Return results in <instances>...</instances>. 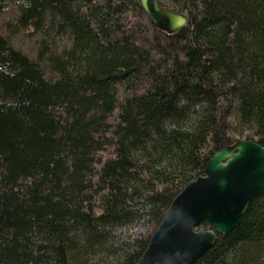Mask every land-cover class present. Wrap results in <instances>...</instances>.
Listing matches in <instances>:
<instances>
[{
	"label": "trees",
	"instance_id": "obj_1",
	"mask_svg": "<svg viewBox=\"0 0 264 264\" xmlns=\"http://www.w3.org/2000/svg\"><path fill=\"white\" fill-rule=\"evenodd\" d=\"M159 2L187 26L138 0H0V264H92L147 220L119 253L138 264L217 152L264 146V0ZM197 264H264V196Z\"/></svg>",
	"mask_w": 264,
	"mask_h": 264
},
{
	"label": "water",
	"instance_id": "obj_2",
	"mask_svg": "<svg viewBox=\"0 0 264 264\" xmlns=\"http://www.w3.org/2000/svg\"><path fill=\"white\" fill-rule=\"evenodd\" d=\"M138 2L151 26L168 35L189 22L184 12L165 9L159 0ZM260 196H264V146L244 140L222 149L205 175L174 199L138 264H197L213 248L217 235L237 228Z\"/></svg>",
	"mask_w": 264,
	"mask_h": 264
},
{
	"label": "rangeland",
	"instance_id": "obj_3",
	"mask_svg": "<svg viewBox=\"0 0 264 264\" xmlns=\"http://www.w3.org/2000/svg\"><path fill=\"white\" fill-rule=\"evenodd\" d=\"M5 17L6 15H0V34L3 33L1 24ZM13 42L17 48L28 54L30 57L35 56L36 42L33 38L21 34L17 36ZM150 231L151 224L147 220H142L128 228L115 230L111 244L108 247L109 251L111 248L115 249L116 251L109 252V254L104 253L103 255L98 256L93 260L92 264H118V259L120 257L119 253L123 249L124 245L144 239L150 234Z\"/></svg>",
	"mask_w": 264,
	"mask_h": 264
}]
</instances>
